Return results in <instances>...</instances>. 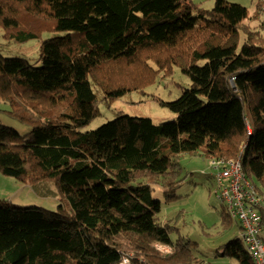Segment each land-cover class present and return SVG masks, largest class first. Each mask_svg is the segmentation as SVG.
I'll return each mask as SVG.
<instances>
[{
    "label": "trees",
    "instance_id": "trees-1",
    "mask_svg": "<svg viewBox=\"0 0 264 264\" xmlns=\"http://www.w3.org/2000/svg\"><path fill=\"white\" fill-rule=\"evenodd\" d=\"M263 6L250 17L225 0L209 11L191 0H0L11 41L66 33L41 43L40 66L0 54V101L32 126L22 135L0 124V171L38 192L52 183L62 197L56 211L0 200V264H206L177 227L184 212L171 224L163 204L178 198L184 155L240 158L262 194ZM175 67L191 78L162 102L176 121L120 115L84 130L101 115L96 90L111 103ZM219 225L237 231L217 256L253 264L223 205Z\"/></svg>",
    "mask_w": 264,
    "mask_h": 264
},
{
    "label": "rangeland",
    "instance_id": "rangeland-1",
    "mask_svg": "<svg viewBox=\"0 0 264 264\" xmlns=\"http://www.w3.org/2000/svg\"><path fill=\"white\" fill-rule=\"evenodd\" d=\"M191 1L196 8L207 11L211 10L216 2V0ZM225 1L247 8L251 17L257 11L258 13L261 12L259 4L264 0ZM260 16L258 20L262 19ZM65 35V32H45L39 38L30 39L26 43H19L6 37V30L0 27V54L6 58H22L33 66H40L41 43L45 40ZM190 87L191 78L178 67H175L172 74L166 77L160 74L156 82L143 91L130 92L111 103L106 102L102 98V93L96 90L95 93L98 97L101 115L84 130H96L120 115L149 118L156 125L176 121L177 114L167 106H164L162 102L175 101L181 97L185 89ZM8 111H10V106L0 101V124L14 128L22 135L31 131L32 126L12 117ZM180 163L183 167L181 173L182 186L178 190V198L176 200L169 204H163V217L166 219L171 218V224H173L178 214L181 211L184 212V216L177 222V227L181 229L183 234L188 235L190 239L199 243V252L196 255L202 256L206 264H239L237 260L219 257L216 253L220 246L226 244L236 235L237 231L232 229L228 233L221 232L219 223L222 204L214 195L215 186L211 175L216 171L207 165V161L201 154L198 156L184 155ZM42 187H44L42 192L46 195L40 193ZM259 187L264 195V187H261L260 184ZM40 189L38 192L33 187L22 183L14 177L6 176L0 171V200L8 201L18 206H38L50 211L58 210L62 197L55 185L44 183ZM153 198L162 202L165 201L164 191L160 186L155 187ZM202 224L205 227H202ZM205 228L208 230H203ZM204 231L209 234L206 235ZM262 236L264 237V226Z\"/></svg>",
    "mask_w": 264,
    "mask_h": 264
},
{
    "label": "built area",
    "instance_id": "built-area-1",
    "mask_svg": "<svg viewBox=\"0 0 264 264\" xmlns=\"http://www.w3.org/2000/svg\"><path fill=\"white\" fill-rule=\"evenodd\" d=\"M207 165L215 170L214 195L224 206L230 218L239 224L238 236L244 243L253 264H264L263 219L261 208L264 197L260 195L243 173L240 158L223 160L207 159ZM211 178V177H209ZM163 254H170L172 247L156 245ZM123 264H129L124 258Z\"/></svg>",
    "mask_w": 264,
    "mask_h": 264
},
{
    "label": "crops",
    "instance_id": "crops-1",
    "mask_svg": "<svg viewBox=\"0 0 264 264\" xmlns=\"http://www.w3.org/2000/svg\"><path fill=\"white\" fill-rule=\"evenodd\" d=\"M263 19V17H261ZM260 23V21H255L254 24L255 26H257V24ZM263 214H264V207H263V210H262V218H263ZM263 225H264V218H263ZM239 231V230H238ZM263 237V236H262ZM264 238V237H263Z\"/></svg>",
    "mask_w": 264,
    "mask_h": 264
},
{
    "label": "clouds",
    "instance_id": "clouds-1",
    "mask_svg": "<svg viewBox=\"0 0 264 264\" xmlns=\"http://www.w3.org/2000/svg\"><path fill=\"white\" fill-rule=\"evenodd\" d=\"M260 195L264 197V195H263V194H261V193H260ZM263 207H264V206H262V208H263ZM261 215H262V214H261ZM262 219H263V218H262Z\"/></svg>",
    "mask_w": 264,
    "mask_h": 264
}]
</instances>
